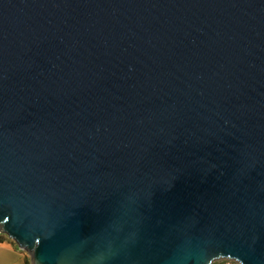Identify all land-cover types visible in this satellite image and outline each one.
<instances>
[{"label": "water", "instance_id": "95a60500", "mask_svg": "<svg viewBox=\"0 0 264 264\" xmlns=\"http://www.w3.org/2000/svg\"><path fill=\"white\" fill-rule=\"evenodd\" d=\"M0 233L264 264V0H0Z\"/></svg>", "mask_w": 264, "mask_h": 264}, {"label": "crops", "instance_id": "0c3cea01", "mask_svg": "<svg viewBox=\"0 0 264 264\" xmlns=\"http://www.w3.org/2000/svg\"><path fill=\"white\" fill-rule=\"evenodd\" d=\"M20 249L13 244H0V264H23Z\"/></svg>", "mask_w": 264, "mask_h": 264}, {"label": "trees", "instance_id": "16d2710c", "mask_svg": "<svg viewBox=\"0 0 264 264\" xmlns=\"http://www.w3.org/2000/svg\"><path fill=\"white\" fill-rule=\"evenodd\" d=\"M3 243L16 245L5 234L0 233V244H3ZM20 253H21V260L23 264H29V260L26 258L22 250L20 251Z\"/></svg>", "mask_w": 264, "mask_h": 264}, {"label": "built area", "instance_id": "2783aa9c", "mask_svg": "<svg viewBox=\"0 0 264 264\" xmlns=\"http://www.w3.org/2000/svg\"><path fill=\"white\" fill-rule=\"evenodd\" d=\"M212 264H240V262L235 259L223 258L214 261Z\"/></svg>", "mask_w": 264, "mask_h": 264}, {"label": "rangeland", "instance_id": "374dc122", "mask_svg": "<svg viewBox=\"0 0 264 264\" xmlns=\"http://www.w3.org/2000/svg\"><path fill=\"white\" fill-rule=\"evenodd\" d=\"M12 241V240H11ZM13 242V241H12ZM23 253H24V255L26 256V258L29 260V256H28V254L25 252V251H23Z\"/></svg>", "mask_w": 264, "mask_h": 264}]
</instances>
